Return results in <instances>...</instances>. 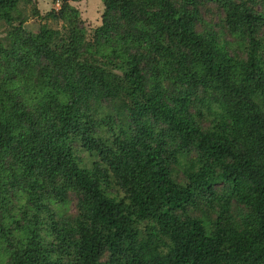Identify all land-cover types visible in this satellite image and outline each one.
Listing matches in <instances>:
<instances>
[{"label": "trees", "instance_id": "obj_1", "mask_svg": "<svg viewBox=\"0 0 264 264\" xmlns=\"http://www.w3.org/2000/svg\"><path fill=\"white\" fill-rule=\"evenodd\" d=\"M39 1L0 0V264H264V0Z\"/></svg>", "mask_w": 264, "mask_h": 264}, {"label": "rangeland", "instance_id": "obj_2", "mask_svg": "<svg viewBox=\"0 0 264 264\" xmlns=\"http://www.w3.org/2000/svg\"><path fill=\"white\" fill-rule=\"evenodd\" d=\"M73 5L79 9L84 26L87 30H89L90 27H94L97 22H99V16L103 9L100 0H80L74 2ZM50 6H53L51 0H40L38 3V7L42 12L47 10ZM54 7L58 8L56 4H54ZM82 155L85 156L86 154L83 152Z\"/></svg>", "mask_w": 264, "mask_h": 264}]
</instances>
